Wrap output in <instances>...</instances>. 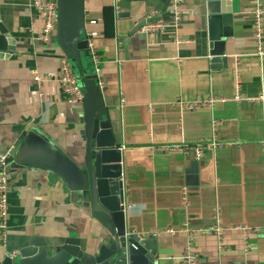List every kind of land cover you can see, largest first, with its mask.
Instances as JSON below:
<instances>
[{
	"label": "crops",
	"instance_id": "crops-1",
	"mask_svg": "<svg viewBox=\"0 0 264 264\" xmlns=\"http://www.w3.org/2000/svg\"><path fill=\"white\" fill-rule=\"evenodd\" d=\"M33 1L0 0V24L13 48L0 61V156L35 128L78 160L81 104L67 103L55 79L61 53L55 36L41 40L43 19ZM167 1L84 0L85 34L121 148L128 228L156 240L163 264H183L185 237L157 232L183 224L223 229L220 239L206 233L193 241L205 264H264V14L260 55L251 17L264 0L221 2L232 13L221 56L209 46L208 1L171 0L162 13ZM172 5L180 11L177 24ZM107 8L113 18L106 28ZM150 13L165 19L160 32L141 31ZM207 101L191 110L179 106ZM211 143L201 158L157 149ZM7 169V246L0 257L32 236L52 242L72 232L83 244H101L102 227L47 171Z\"/></svg>",
	"mask_w": 264,
	"mask_h": 264
},
{
	"label": "water",
	"instance_id": "water-1",
	"mask_svg": "<svg viewBox=\"0 0 264 264\" xmlns=\"http://www.w3.org/2000/svg\"><path fill=\"white\" fill-rule=\"evenodd\" d=\"M208 41L216 56L224 55L223 39L231 36V10L223 1L207 0ZM55 41L61 55L79 79L83 100L80 107V159L72 160L38 129L21 133L7 151L5 164L15 171L42 168L59 183L77 207L85 209L104 230L101 244H83L74 233L63 240L47 242L32 236L14 256L4 254L0 264H163L155 239L130 231L126 220L122 177V154L113 137L108 113L97 85V74L89 62L90 47L85 32L84 0H55ZM171 5L168 0L162 13ZM221 7V11H220ZM222 26L225 28L222 29ZM7 30L0 24V61L12 52Z\"/></svg>",
	"mask_w": 264,
	"mask_h": 264
},
{
	"label": "built area",
	"instance_id": "built-area-1",
	"mask_svg": "<svg viewBox=\"0 0 264 264\" xmlns=\"http://www.w3.org/2000/svg\"><path fill=\"white\" fill-rule=\"evenodd\" d=\"M33 7L41 14L43 19V28L41 33V40L48 41L56 32L57 24V7L56 4L49 0H34ZM264 14V8L261 5L255 6L251 12V17L253 21L254 35L256 39V53L261 54L262 52V17ZM170 15L173 17V23L177 24L180 21V11L178 5H172ZM167 23L164 18L161 16H156L154 13L147 15L144 24L141 26V31L144 33L150 32H160ZM90 47V43H89ZM91 59L94 70L98 77L99 69L97 67L98 60L97 56L94 55L90 47ZM36 81L40 80L39 77L34 78ZM53 79L51 75H48V80ZM56 81L60 85L62 94L65 97L67 103L71 105L81 104L83 100V95L80 90V84L77 76L75 75L69 60L61 55L59 57V67L57 75L55 77ZM98 87L102 86V83L97 82ZM211 101L207 102H195V103H179V106L182 109H195L204 105H208ZM216 144L211 143L207 145H163L157 149L162 152H178V153H191L196 158L203 157L204 152L208 148H213ZM7 174L6 168L4 166V157L0 156V248H5L7 246ZM241 230L245 231L244 228ZM255 232V230L253 231ZM157 233H166V234H180L185 237V246L184 252L181 257L183 264H205V260L202 257H199L198 254H195L192 250V244L198 234H214L219 239L222 238L224 233L223 229L220 227H215L211 231L192 229L189 225L183 224L178 229L173 230L172 228L165 229L164 231H158ZM156 233V234H157ZM18 251L5 252L4 254L8 256H14Z\"/></svg>",
	"mask_w": 264,
	"mask_h": 264
},
{
	"label": "trees",
	"instance_id": "trees-1",
	"mask_svg": "<svg viewBox=\"0 0 264 264\" xmlns=\"http://www.w3.org/2000/svg\"><path fill=\"white\" fill-rule=\"evenodd\" d=\"M104 13L106 17V28H107L109 25H112L113 9L112 8L104 9Z\"/></svg>",
	"mask_w": 264,
	"mask_h": 264
},
{
	"label": "bare ground",
	"instance_id": "bare-ground-1",
	"mask_svg": "<svg viewBox=\"0 0 264 264\" xmlns=\"http://www.w3.org/2000/svg\"><path fill=\"white\" fill-rule=\"evenodd\" d=\"M78 78V77H77ZM79 80V79H78ZM121 149V148H120ZM5 159L6 158H4V166H5V168H6V174H7V172H8V165L7 164H5ZM7 194V193H6ZM7 205H8V200H7ZM7 223H8V213H7ZM8 228V227H7Z\"/></svg>",
	"mask_w": 264,
	"mask_h": 264
},
{
	"label": "rangeland",
	"instance_id": "rangeland-1",
	"mask_svg": "<svg viewBox=\"0 0 264 264\" xmlns=\"http://www.w3.org/2000/svg\"><path fill=\"white\" fill-rule=\"evenodd\" d=\"M90 61V60H89ZM91 63V62H90Z\"/></svg>",
	"mask_w": 264,
	"mask_h": 264
}]
</instances>
